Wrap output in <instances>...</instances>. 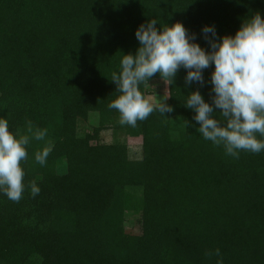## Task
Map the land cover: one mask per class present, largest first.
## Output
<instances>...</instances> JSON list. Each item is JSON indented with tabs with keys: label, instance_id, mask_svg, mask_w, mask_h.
Returning a JSON list of instances; mask_svg holds the SVG:
<instances>
[{
	"label": "trees",
	"instance_id": "trees-1",
	"mask_svg": "<svg viewBox=\"0 0 264 264\" xmlns=\"http://www.w3.org/2000/svg\"><path fill=\"white\" fill-rule=\"evenodd\" d=\"M257 13L264 0H0V116L17 135L30 120L54 143L45 166L34 153L46 141L35 140L22 164L39 195H0V264H264V152L233 158L196 131L185 95L198 89L211 103L210 84L187 86L183 68L173 83L157 74L140 91L164 82L173 111L136 127L108 108L141 23L179 21L207 49L203 25L233 34Z\"/></svg>",
	"mask_w": 264,
	"mask_h": 264
},
{
	"label": "clouds",
	"instance_id": "clouds-1",
	"mask_svg": "<svg viewBox=\"0 0 264 264\" xmlns=\"http://www.w3.org/2000/svg\"><path fill=\"white\" fill-rule=\"evenodd\" d=\"M158 23L149 19L138 25L134 31L138 41L135 53H122L119 69L111 74L118 95L108 108L118 112V123L136 127L138 121L155 111L171 113L172 106L165 102L168 95L153 102L145 98L140 85L157 74L173 83L183 68L187 86L207 82L211 87V103L198 89L185 95L183 104L193 111L196 131L233 158L238 159L241 151L264 152V16L257 13L233 34L222 36H218L214 25H203L201 36L207 49L183 23H165L159 29ZM209 68L210 76L205 81L203 72ZM47 136L46 128L36 127L30 120L25 122L24 134H14L9 120L0 116V195L18 203L26 188L32 197L40 194L37 183L25 185L22 164L28 160L30 143L46 141ZM53 148L54 143L47 140L34 153L35 162L45 166ZM214 254L220 257V250L215 249ZM217 264H222V259Z\"/></svg>",
	"mask_w": 264,
	"mask_h": 264
},
{
	"label": "rangeland",
	"instance_id": "rangeland-1",
	"mask_svg": "<svg viewBox=\"0 0 264 264\" xmlns=\"http://www.w3.org/2000/svg\"><path fill=\"white\" fill-rule=\"evenodd\" d=\"M151 92L146 96V99H150L153 102H158L157 98H162L165 95H168L167 86L164 82L159 81L157 83H151L149 85ZM95 124L94 118H89L87 122L79 123V134H82L83 129L87 130L91 128ZM114 134L111 130H107L102 132L101 139L103 142H111L114 138ZM117 137L121 139V135L117 134ZM141 147L137 144H129L128 145V157L130 159H137L140 158L141 155ZM62 168V167H61ZM62 170V169H61ZM64 170V167H63ZM128 229H135L137 227V221L134 217L128 216L127 222H126Z\"/></svg>",
	"mask_w": 264,
	"mask_h": 264
}]
</instances>
